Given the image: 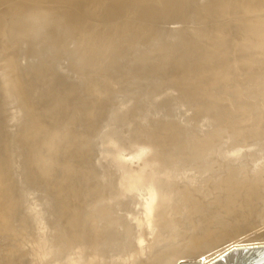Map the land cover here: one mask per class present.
<instances>
[{"label": "bare ground", "instance_id": "1", "mask_svg": "<svg viewBox=\"0 0 264 264\" xmlns=\"http://www.w3.org/2000/svg\"><path fill=\"white\" fill-rule=\"evenodd\" d=\"M261 68L264 0H0V219L59 178L9 216L57 219L27 228L29 262L196 264L264 241Z\"/></svg>", "mask_w": 264, "mask_h": 264}, {"label": "rangeland", "instance_id": "2", "mask_svg": "<svg viewBox=\"0 0 264 264\" xmlns=\"http://www.w3.org/2000/svg\"><path fill=\"white\" fill-rule=\"evenodd\" d=\"M227 52H229V51H227ZM229 53H230V52H229ZM150 57H152V56L150 55ZM150 57H149V59H150ZM173 57H174V55L172 56V59H170V60H172V61H170V63H169L170 66L172 65L171 62L174 63V62H173V61H174V60H173V59H174ZM232 57H233V55H232ZM219 58H220V57H219ZM219 58H217V59H219ZM217 59L213 62L214 64L216 63V65H214V64L212 63V64H209V65H207V66H203L202 70L204 69V67H205V68L207 67V69H204V70H203V71L205 72V74H206V72H207L208 70L215 68V66L217 67V65H224V63L228 61V59H225V58L223 57V59L226 60V61L223 60V62H220V61H222V60H220V59H222V56H221V58L219 59L220 61L217 60ZM170 66H169V68H168L169 71H170ZM210 66H211V68H209ZM248 69H249V71L251 70L250 67H248V68H244V69H241V70H240V75H239V76H238V74L236 75V77H238L237 80H236V77H235V79H233V82H235V84L238 83L239 85H240V84L242 85V83H244L242 86H247V85H245V84H248V83L250 82V79H248L249 82H247V79H246L247 77H246V76L252 78V73H253V72H252L253 70H251V73H250V72L248 71ZM261 69H262V73H261V71H258V74H257V73H254V75L256 74L255 77H257V80H259L260 77L262 76V75H260V73L263 74V71H264V70H263V68H261ZM244 70L246 71V74H247V75L245 74ZM169 71H168V72H169ZM241 71H243L244 73L242 72L243 74H241ZM247 71H248L249 73H248ZM69 74L72 75V76H71V77L67 76L68 79L65 78L64 82L72 83V84L76 83V84H74V85H77V83L79 82L78 78L76 79V76H74V75L71 74V73H69ZM205 74H203V75H205ZM242 75H243V76H242ZM254 75H253V77H254ZM259 75H260V76H259ZM244 76H245V77H244ZM179 77L182 78V76H179ZM185 77H186V76H185ZM185 77H184V78H185ZM240 77H241V78H244V79H245V82H243V79H241ZM70 78H71V79H70ZM184 78H183V79H184ZM239 78H240V80H239L240 82H238V79H239ZM73 80H74V82H73ZM76 80H77V81H76ZM70 81H71V82H70ZM210 81H211V83L214 82V81H212V80H209V83H210ZM241 81H242V82H241ZM203 83L208 84V82H207V83H206V82H203ZM250 83H251V82H250ZM231 84L233 85V83H231ZM238 84H237V85H238ZM99 85H101V84H99ZM200 85H201V87H200ZM200 85L198 86L200 89L204 88V85H203L202 83H201ZM229 85H230L229 83L226 84V86L223 88V90H222V88H220V87L218 86V88H217L218 90H217V91L215 90L216 88L214 89V90H215V93H217L218 91H220V93H222V94H225L227 91L230 92V93H233V92H231V90L234 91V89H231V87L233 88V86H229ZM249 85H250V84H249ZM202 86H203V87H202ZM227 86H228V88H227ZM229 87H230L231 90H227V89H229ZM196 88H197V87H196ZM199 88H197V89L199 90ZM226 88H227V89H226ZM220 89H221V90H220ZM224 89H225V91H224ZM214 90H213V91H214ZM221 91H222V92H221ZM228 92H227V93H228ZM220 93H219V94H220ZM227 93H226V94H227ZM228 94H229V93H228ZM116 96H118V95H116ZM116 96H114V98H113V101H114V104H115V105H114V104H113V105H114L115 108L118 107V105H119L118 101H120L119 99H118V100L116 99V98H118V97H116ZM120 96H122V95H120ZM246 99L248 100L249 98L246 97ZM246 99H245V100H246ZM115 101H116V102H115ZM249 101H250V99H249ZM120 107H121V105H119L118 108H120ZM192 107H194V106L191 105V108H192ZM115 108H114V109H115ZM118 108H116V109H118ZM193 109H195V108H193ZM193 112H194V111H193ZM194 113H196V111H195ZM130 115H131V114H129L127 117L130 118ZM145 117H146V116H145ZM253 117L256 118L254 115H252V118H249V119H250V123L248 122V124H244L243 126L246 125L245 127L247 128V127H249V126L251 125V123L253 124V123L255 122V120H256V119H253ZM130 119H131V118H130ZM143 119H144V118H143ZM26 120H27V119H26ZM252 120H253V121H252ZM202 121H203L204 123H203ZM205 121H206V120H201L200 123H198V127H199L200 125H203V126H204V124L206 125L208 122H205ZM248 121H249V120H248ZM201 122H202V124H201ZM262 122H264V121H262ZM249 124H250V125H249ZM247 125H248V126H247ZM136 126H139V125L137 124ZM203 126H202V127H203ZM262 126H264V123L262 124ZM200 127H201V126H200ZM200 127H199V128H200ZM245 127H243V128H245ZM246 128H245V129H246ZM254 128H255V127H254ZM252 130H253V128H252ZM127 132L129 133V131H127L126 128H125V130L123 129V134H124L126 137L128 136ZM250 132H252V131H251V128H250ZM124 135H123V138H122V139L125 138ZM196 137H197V136H196ZM1 139H3V138L0 136V141H1ZM239 139L242 140V138H240V137H239ZM241 140H240V141H241ZM244 141L247 142V141H249V140L246 141V139H245ZM193 142H194V141H193ZM116 149H117V147H116ZM116 149H115V150H116ZM15 151H16V150H15ZM18 156H20V155H18ZM20 157H21V156H20ZM17 158H18V160H19V157H17ZM135 164H136L135 166H136V168H137V167H138V164H137V163H135ZM104 165H105V163H104ZM104 165L102 164L103 167L101 166L102 170H101L100 168L98 169V170H100V172L103 171ZM19 169H20V167H19ZM29 171H30V170H29ZM29 171H28V172H29ZM127 171L129 172V176H130V177L136 176V175H138V173L140 172V171L138 172L137 170L135 171V169H131V167H130V169H127ZM31 172H32V171H31ZM31 172H29V173H31ZM135 172H137V173H135ZM119 173H120V172H117V174H119ZM31 174H32V173H31ZM120 175H121L123 178H126V177L123 175L122 172L120 173ZM165 177H168V176H165ZM58 180H59V178L56 177V182H57ZM81 181H82V180H81ZM56 182H53V183L51 182L50 184L47 183V182H46V183H45V182H42V183H41L42 186H39L38 188H35L34 186H33L34 188H33L32 186H31V187H28L29 189L31 188L29 192H28V189H25L28 193H27L25 190H22V191L20 190V191L18 192L17 190H14L13 187H12V188H11V190H12V195H11V194L9 195V196H11V198H10V200L8 199V202L11 204V201H13V199H15L14 201H15V202L17 201L16 203H18V204H17L18 206L15 204L14 201L12 202V205H13L14 207L11 206V205L7 202V205L9 204V206H11L13 210L9 207L12 211H11L10 209H9V210H5V209H4L5 211H4L3 213H4L7 217L10 216L11 218H13L12 213H13V215H14V214H15L14 212H15L16 210L20 211V210H21V209H20L21 207H22L23 210L25 209V207H28V204H29L30 202H32V201H30V200H32V197H33V198H34V197L36 198V199H33V201H34V200H38V199H39L40 201H42V200L44 199V197H46L47 194L43 193L42 191L38 192V189L42 188L41 190H45V189H47V188L49 187V188H48V191H50V189L53 190L52 187H50V186L53 185V188H54V186L56 185ZM57 183H58V182H57ZM46 184H47V185H46ZM43 185H44V186H43ZM49 185H50V186H49ZM21 189H22V188H21ZM23 189H24V188H23ZM32 189H33V190H32ZM36 189H37V192H38L39 196H40V195H41V197L43 196L42 199H41L39 196H33V195H37V194H36ZM13 190H14L16 193L18 192V194L15 193V195H18V196H16V197L14 196V192H13ZM34 190H35V191H34ZM33 191H34V192H33ZM63 191H64V190H63ZM24 192H25V193H24ZM32 192H33L34 194H33ZM19 193H21V194H19ZM23 193H24V194H23ZM29 193H31V195H30ZM64 193H66V192H64ZM26 194H27V195H26ZM19 195H20V196H19ZM25 195H26V196H25ZM13 196H14V198H13ZM21 196H22V198H19V199H18V197H21ZM27 196H28L27 199L29 200V202H28V200L25 199V197H27ZM23 197H24V198H23ZM65 197H66V198H65ZM65 197H64L63 199H61V205H62V204H63V205L65 204L64 206H63V205H62V206H63V207H66V206H67V209H68V207H69L68 210H70V209L73 208V207H71L70 205H67V204H66L67 201L69 202V199H67L68 196H65ZM12 198H13V199H12ZM16 198H17V200H16ZM30 198H31V199H30ZM11 199H12V200H11ZM23 199H24V200H23ZM47 199H48V201H50V200H51V197H50V200H49V197H47ZM20 200H21V202H19ZM25 200H26V201H25ZM45 200H46V199H45ZM23 201H24V202H23ZM46 201H47V200H46ZM64 201H65L66 203H64ZM22 202H23V203H22ZM24 203H25V204H24ZM26 203H27V204H26ZM19 204H20V205H19ZM15 205H16V207H15ZM23 205H24V206H23ZM26 205H27V206H26ZM19 206H20V207H19ZM23 207H24V208H23ZM74 207H75V206H74ZM42 208H44V207H42ZM77 208H78V207H77ZM77 208H76V209H77ZM19 209H20V210H19ZM44 209H46V208H44ZM73 209H74V208H73ZM26 211H27V210H24L23 212H26ZM71 211H72V209H71ZM5 212H6V213H5ZM10 212H11V213H10ZM21 212H22V210H21ZM2 215H3V214H2ZM5 215H3V217L1 216L2 219H0V221H1L0 224H1V226H2V228H1V226H0V248H2V247H4V246H9V248L14 249V250H12V249H11V250L8 249L9 251H13V253H17V249H18L19 247H21V249H22V248H25V249H22V250L19 248V249H18V252H19V253L14 254V255H18V256H20V254H22L21 252H23V255H22V256H23V257L26 256L25 258H23L22 256H20L19 258H18V256H12V257H10V258L8 257V259H10L9 262H10V264H11V259H13V262H15V263H12V264H17V263L19 264L20 262H18L17 260L22 261V260H21V257H22L23 260H25V261H24V262L22 261L20 264H25V263L27 264L26 260L28 261V264H31V263L34 261V258H35V257L33 258V256H31L32 254H29V253H27V252L25 253L24 251H25V250L27 251L29 248H30V249H31V248L34 249V248L37 247L38 245L41 246L42 243H40V241H38V242L41 244V245H40V244L37 243V241H36V245H32V246H31V245H28V244H27V241H28L27 239H28L30 236L28 235V234H29V230L27 231V228L30 229V230L32 229L33 231H35V229L38 227L39 229H38V228L36 229V231H35L36 234H35V235H38V234H39V236H41L42 238H43V236L45 235V236H44V238H45L46 235H47V233H48V231H47L48 227L46 226V221H48V222H52V223L56 222L57 219H55V221H54V220L51 221V219L55 218V217H54L55 215L53 216V215L49 214L48 212H46V213L43 212L41 215L37 216V217L39 218V220H37V219H38V218H37V219H35V221L32 223L33 225L36 224V226H32V224H31V225L23 226L24 228H19L21 225H23V223L18 222V221H16V223H14V222H13L14 220L11 221V218H10V217L7 218ZM44 215H47V216L49 215V217H48V218H47V217H44ZM4 216H5L6 218H5ZM57 216H58V215H57ZM57 216H56V217H57ZM65 217H66V216H65ZM65 217H62L63 220H64ZM68 217H69V214H68L67 218H68ZM4 218H5V219H10V220H8V222H7V220H5ZM41 218H44V219H41ZM3 219H4V220H3ZM45 219H48V220L45 221ZM40 220H42V221H40ZM5 221H6V222H5ZM53 221H54V222H53ZM10 222H11V223L13 222V223L11 224ZM36 222H37V223H36ZM48 222H47V223H48ZM8 223H9V224H8ZM19 223H20V224H19ZM34 223H35V224H34ZM38 223H39V224L41 223V225H39ZM42 223H43L44 225H42ZM5 225H6L7 227H6ZM9 225H10V226H9ZM14 225H15V226H14ZM18 225H19V227H18ZM38 225H39V226H38ZM12 226H13V227H12ZM30 226H31V227H30ZM41 226H44V227H45L47 233L44 232V231H45L44 227L40 228ZM15 227H16V228H15ZM25 227H26V228H25ZM29 227H30V228H29ZM33 227H34L35 229H33ZM6 228H7V229H6ZM8 228H9V229H8ZM11 228H12V229H11ZM4 229H5V230H4ZM10 229H11V230H15V231L11 232ZM40 229H41V230H40ZM18 230H20V231H18ZM23 230H24L25 232H23ZM37 230H40L41 232L38 233ZM5 231H7L8 233L6 232V235L4 236V233H3V232H5ZM16 232H17V233H16ZM43 232H44V234H43ZM12 233H13V236H12ZM19 233H20V234H19ZM22 233H23V234H22ZM24 233H26V234H25L26 236L24 235ZM27 233H28V234H27ZM45 233H46V234H45ZM9 234H10V235H9ZM14 234H16V235H14ZM42 234H43V236H42ZM48 234H49V233H48ZM2 235H3V236H2ZM7 235H8V236H7ZM18 235L20 236V238H17ZM21 235H22V236H21ZM11 236H12V238H11ZM14 236H15V237H14ZM19 236H18V237H19ZM6 237H7V238H8V237L11 238L12 241H11V239H9V238H8V239H9L10 242L8 241V239H6V241H5V238H6ZM24 237H25V238H24ZM41 237H40V238H41ZM2 238H3V239H2ZM15 238H16V239H15ZM21 238H22V239H21ZM26 238H27V239H26ZM13 239H14V240H13ZM18 239H21L22 241H21V240H18ZM29 239H30V238H29ZM1 240H2V241H1ZM13 241H15V242H13ZM16 241H17V242H16ZM23 241H24V242H23ZM2 242H4V243H2ZM7 242H9V244H7ZM19 242H20V243H19ZM70 242H71V241H70ZM13 243H14V244H13ZM18 243H19V247H18V245H17ZM21 243H24V244H26V245H24V244L22 245ZM2 244H5V245H2ZM15 244L17 245V248H16ZM11 245H14V246H11ZM39 246H38V247H39ZM13 247H14V248H13ZM33 247H34V248H33ZM26 248H27V249H26ZM30 249H29L28 251H30ZM32 249H31V250H32ZM38 249H39V248H38ZM0 251H1V249H0ZM4 251H5V248H4ZM14 251H15V252H14ZM37 251H39V250H37ZM37 251H36V252H37ZM4 254H5V253L0 252V256H3ZM24 254H25V255H24ZM27 255H29V256H27ZM6 256H7V255H6ZM14 257H17V258H14ZM29 257H30V258H29ZM36 258H37V257H36ZM36 258H35V259H36ZM16 259H17V260H16ZM30 259H31V263L29 262ZM32 259H33V260H32ZM16 261H17V263H16ZM36 261H37V259H36ZM36 261H34V263H35Z\"/></svg>", "mask_w": 264, "mask_h": 264}, {"label": "water", "instance_id": "3", "mask_svg": "<svg viewBox=\"0 0 264 264\" xmlns=\"http://www.w3.org/2000/svg\"><path fill=\"white\" fill-rule=\"evenodd\" d=\"M245 238L247 237H243V240ZM225 246L229 249L212 260V262L206 260L205 255L201 256L196 264H264V241L241 243L235 241ZM230 254H232V257ZM179 264L189 263L186 260H181Z\"/></svg>", "mask_w": 264, "mask_h": 264}]
</instances>
